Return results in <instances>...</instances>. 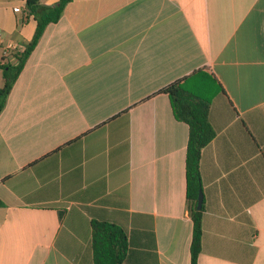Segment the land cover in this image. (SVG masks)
Instances as JSON below:
<instances>
[{
  "label": "crops",
  "instance_id": "0c3cea01",
  "mask_svg": "<svg viewBox=\"0 0 264 264\" xmlns=\"http://www.w3.org/2000/svg\"><path fill=\"white\" fill-rule=\"evenodd\" d=\"M15 7L0 0V64L36 30ZM200 70L223 94L198 264H264V0H71L0 114V264H94L92 220L125 226L126 264H190L189 127L159 91Z\"/></svg>",
  "mask_w": 264,
  "mask_h": 264
},
{
  "label": "trees",
  "instance_id": "16d2710c",
  "mask_svg": "<svg viewBox=\"0 0 264 264\" xmlns=\"http://www.w3.org/2000/svg\"><path fill=\"white\" fill-rule=\"evenodd\" d=\"M70 1L59 0L55 5L44 7L40 0H26L27 13L34 16L36 30L25 51L12 54L15 63L0 64L3 77V87L0 89V114L44 31L50 24L57 23L61 19ZM159 92L168 96L175 119L189 127L186 152V200L193 223L190 264H198L202 247L204 213L203 207L197 209L198 196L202 191L200 160L202 150L216 136L210 122V110L214 99L223 94V89L213 76L200 70L171 83ZM0 207H4L1 199ZM91 227L94 264H126L130 243L125 226L105 220H92Z\"/></svg>",
  "mask_w": 264,
  "mask_h": 264
},
{
  "label": "built area",
  "instance_id": "2783aa9c",
  "mask_svg": "<svg viewBox=\"0 0 264 264\" xmlns=\"http://www.w3.org/2000/svg\"><path fill=\"white\" fill-rule=\"evenodd\" d=\"M26 2V0H25ZM15 12L21 13V21L24 20L27 16V9L25 7V9L23 10L21 7H15L14 8ZM2 44V31L0 29V45ZM26 49V45L22 44V43H16V42H11L8 43L5 46V53H17V52H23Z\"/></svg>",
  "mask_w": 264,
  "mask_h": 264
},
{
  "label": "water",
  "instance_id": "95a60500",
  "mask_svg": "<svg viewBox=\"0 0 264 264\" xmlns=\"http://www.w3.org/2000/svg\"><path fill=\"white\" fill-rule=\"evenodd\" d=\"M203 201H204V195L202 191H200L198 196V202H197V209L200 210L203 207Z\"/></svg>",
  "mask_w": 264,
  "mask_h": 264
},
{
  "label": "rangeland",
  "instance_id": "374dc122",
  "mask_svg": "<svg viewBox=\"0 0 264 264\" xmlns=\"http://www.w3.org/2000/svg\"><path fill=\"white\" fill-rule=\"evenodd\" d=\"M3 87V80H2V78H1V76H0V89Z\"/></svg>",
  "mask_w": 264,
  "mask_h": 264
}]
</instances>
